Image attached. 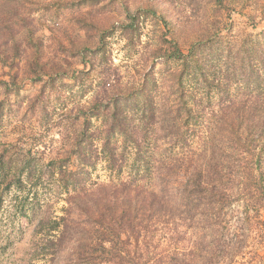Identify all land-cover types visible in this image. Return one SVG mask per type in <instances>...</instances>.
<instances>
[{
	"label": "rangeland",
	"instance_id": "rangeland-1",
	"mask_svg": "<svg viewBox=\"0 0 264 264\" xmlns=\"http://www.w3.org/2000/svg\"><path fill=\"white\" fill-rule=\"evenodd\" d=\"M255 2L0 0V151L31 152L40 163L65 157L81 123L76 116L105 112L102 83L110 75L119 96L128 98V125L137 123L140 89L148 94L153 118L137 142L147 161L181 164L221 127L217 118L243 112L250 97L264 100V86L257 88L250 72L254 61L249 65L246 59L251 43L264 51V14ZM93 175L107 180L101 166ZM49 189L39 192L41 201L53 196ZM62 205L52 202L51 211L59 213ZM30 229L19 216L1 219L2 260L29 259ZM157 229L156 245L166 236ZM137 250L132 244L131 255L116 263L132 261ZM151 251L142 257L153 259L157 254Z\"/></svg>",
	"mask_w": 264,
	"mask_h": 264
},
{
	"label": "trees",
	"instance_id": "trees-1",
	"mask_svg": "<svg viewBox=\"0 0 264 264\" xmlns=\"http://www.w3.org/2000/svg\"><path fill=\"white\" fill-rule=\"evenodd\" d=\"M255 1L264 14V0ZM246 52L248 64L254 61L255 86L262 89V46L251 43ZM110 82L109 75L102 83L105 112L76 116L81 123L65 157L40 163L31 152L11 156L0 151V221L19 216L31 226L29 259L22 263L117 264L131 255L133 244L138 250L126 264H264V100L250 97L243 112L217 118L221 127L181 164L154 166L137 144L153 118L147 92L140 89L133 127L127 124L128 98ZM120 141L127 143L122 147ZM98 166L107 180L93 175ZM174 175L177 179H170ZM45 188L53 196L45 194L41 201ZM56 201L64 204L59 213L51 211ZM156 228L166 235L157 245L152 240ZM2 249L0 264H19L2 260ZM148 250L157 255L145 259L142 253Z\"/></svg>",
	"mask_w": 264,
	"mask_h": 264
}]
</instances>
